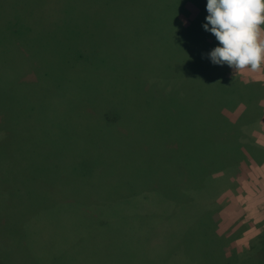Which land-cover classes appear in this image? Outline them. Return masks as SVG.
Instances as JSON below:
<instances>
[{
  "label": "trees",
  "instance_id": "trees-1",
  "mask_svg": "<svg viewBox=\"0 0 264 264\" xmlns=\"http://www.w3.org/2000/svg\"><path fill=\"white\" fill-rule=\"evenodd\" d=\"M39 1L18 0L16 4L10 6L8 20L16 18L22 20L25 17L40 20V15L43 16V14L37 12L36 4ZM187 1L196 5L201 14L189 19L188 25L183 27L185 31L181 33L179 28H175L174 22L179 14H187L183 8V3ZM206 4L207 0H65L58 12L62 19L68 18V20H118L122 24L123 20H138L137 24L147 23V28L151 31L148 41L151 47L149 52L153 55L148 56L147 61L144 62V67L139 71L140 78L138 77L137 83H144L145 87L152 83L156 86L152 85V90L159 92L157 97H167L165 103H168L166 111L169 121L166 122V134L160 133L162 136L159 134V137H154L155 140L151 137L144 138L145 142L147 140L155 142L153 156L163 154L166 160L153 166L143 163L147 168L148 176H154L155 185L151 181L149 187L136 182L135 187H127L126 193L119 195L121 196L119 198L104 201L98 199L99 206H105L107 209L115 206L117 209L118 206L117 217L121 212L127 214V208H135L139 222H136V230L131 237L122 234L123 236L119 238L115 233H111L113 235L109 237L114 243L117 239L123 242L120 246L122 251H124L123 248H130L134 250V253H140L143 257H140L142 261L138 264H171L172 262V264H199L194 255L200 257L210 253V251L209 253L200 252L205 250L200 247L202 245L199 239L200 234H204L207 240L205 244L212 245L215 242L209 241L208 236L219 238L213 218L222 204L217 200L223 192L222 189L225 187L227 190L236 192L239 187L238 180L244 176L248 167L259 164L264 159V148L255 144L253 135V132L258 130L259 117L264 115V83L244 80L227 64L212 63L208 53L218 46L219 42L210 31L203 27L208 15ZM148 20H155L156 26L153 27ZM122 24L118 25L117 30L110 28L109 32L117 33L124 30ZM109 39H113L112 36L108 37L105 44L107 49L113 43L109 42ZM7 40L11 47H16V42L18 44H21V41L27 42L25 45L30 46L34 52L28 58L22 55L24 60L21 58L18 60L15 57L24 63L22 68L30 67L28 73L33 70L30 59L38 60L40 67L45 65V57L29 39L22 40L13 35ZM65 41V44L71 48V52H60L59 57L69 56L68 62H62L60 58H57L59 64L56 68L49 65L56 78L61 79L60 85L65 84L64 74L69 79L67 82L70 83L74 80L75 73L78 77H81V74L89 77L90 63L96 61L94 54L98 53L95 51V45L90 46L88 50L87 43L76 42L68 37ZM119 41L130 44L129 39H119ZM119 41L116 40V42ZM125 58L119 56L120 60ZM185 60L187 64L184 63ZM77 65L86 68L87 73H77ZM110 69L118 71L120 68L112 66ZM18 70L22 74V70ZM39 72L40 79L47 82V79H44L47 74L44 71ZM14 83V81L8 84L0 82L7 88L4 95L7 99L8 94L11 109L12 105L22 103L17 99L18 91L15 92ZM45 85L50 88L52 86L50 83ZM55 86H59V83L55 82L52 86V93H48L42 87L40 91L43 94L36 91L35 95L48 97V99L56 96ZM160 88L167 89V93ZM0 103L3 104L2 100ZM26 107L29 108V106ZM32 108L34 107L31 106L30 110H33ZM51 115L53 116L54 112ZM116 115L113 122L116 121ZM21 117L20 113L19 118ZM51 118L48 119L50 124H52ZM15 123L13 130L17 132L5 142L8 143L7 151L0 153V160L4 164L10 160L8 165L0 164V171L4 174L3 178L0 177V211L3 216L0 224L5 223L4 229L9 228L10 237L17 240L20 235L13 232V229L22 226L18 224L20 218H28L34 213L37 214L42 208L50 209L62 203L59 190L63 184H60L57 190L48 193L50 187L44 185V182L54 184L58 180L59 183H64L62 174H66L64 173L66 169L60 170L59 163L51 161L54 171L49 176H42L25 165V158L17 154L25 151L24 146L28 152L30 151L29 153L35 152L36 146L27 145L26 138L19 136L25 130L21 124L25 123L17 119ZM44 132L49 135L46 128ZM84 134L86 138H89L88 132L84 131ZM64 138L70 140L72 136L68 134ZM74 139L77 141L78 138ZM162 140L167 145L163 153L158 151L162 145L159 141ZM74 149L78 153L82 151L77 144ZM49 153L51 160V157L56 154L52 151ZM30 155L33 157L34 153ZM150 156L152 157V154ZM20 168L22 171L19 182L15 181L16 185L8 183L7 179L11 173ZM72 169L76 171L78 167L73 165ZM73 179L76 180V177ZM68 188L69 186L66 185L63 189L64 191L66 189L68 193L66 197L70 196ZM98 197L102 196L98 195ZM94 202L93 197L86 196L80 197L79 200L80 205L90 206ZM113 204L115 206L110 207ZM11 210L12 216L9 217ZM12 217L16 220V222L13 220L14 225H12ZM98 220L99 223L92 224L93 227L89 231L81 234L79 243L76 244L82 257H90V261L86 264H105L103 240L107 241L110 238L101 227L106 218L102 220L98 218ZM172 221L177 223L171 228ZM97 234L99 235L96 236ZM126 238H133L135 241H129ZM91 239H93V246L89 251L87 248ZM220 242L222 245L213 244V246L224 247L223 244L226 241ZM217 249L213 251L217 252ZM117 251V255H120V249ZM185 251L193 260L182 256L177 257ZM129 254L127 259H132L134 254ZM60 256H63L62 252L52 254L51 264H84V261L81 262L82 257L78 260L76 256L74 261L62 263L59 262L63 258ZM213 259V262L218 264L219 257ZM227 260L228 258H224L223 263L220 264H226Z\"/></svg>",
  "mask_w": 264,
  "mask_h": 264
},
{
  "label": "rangeland",
  "instance_id": "rangeland-1",
  "mask_svg": "<svg viewBox=\"0 0 264 264\" xmlns=\"http://www.w3.org/2000/svg\"><path fill=\"white\" fill-rule=\"evenodd\" d=\"M17 1L0 0V82L8 84L14 81L15 92L18 91V97H16L22 101L21 104L12 105L11 109L8 94L7 99L4 95L7 88L0 84V100L3 102V104L0 103V153L7 151L8 143L5 142L14 133L16 134L17 131L13 130V127L16 126L17 119L25 123L21 124L25 130L19 136L26 138L27 145L36 146L35 152H32L33 157L26 146L23 153L17 154L25 158L24 164L33 168L36 174L49 176L54 171L51 161H56L59 163L60 170L66 169L64 172L66 174H62L64 183H59L58 180L54 184L44 182V185L50 187L48 193L57 190L60 184H63L59 190L62 203L50 209L42 208L37 214L34 213L28 218H20L18 224L22 226L13 229V232L20 235L17 240L10 237L9 228L4 229L5 223L0 224V264H37L38 260V264H51L52 254L61 252L63 256L60 257L63 258L59 262L70 263L76 256L78 260L82 257L76 244L79 243L81 234L89 231L93 227L92 224L99 223L98 218L100 220L106 218L101 227L104 228L108 237L113 235L111 233H115L119 238L123 236L122 234L131 237L136 230L135 225L139 222V217L135 213V208L129 207L127 214L121 212L117 217L118 206L116 209L113 204L110 207H115L107 209L105 206H99L98 199L104 201L119 198L121 197L119 195L126 193L127 187H135L136 182L149 187L151 181L155 185L154 176H148L147 168L143 163L153 166L166 160L163 154L153 156L155 142L152 140H155L154 137H159L162 132L166 134V122L169 121L166 111L168 103H165L167 97H157L159 92L152 90L154 85L152 83L146 87L143 86L144 83H137L138 77L140 78L138 74L144 67V62L147 61L148 56L153 55L149 52L151 47L148 36L151 31L147 28V23L137 24L138 20H123L122 24L118 20L62 19L58 12L65 0H40L36 4L38 14H43V16L40 15V20H32L29 17L22 20L20 18L8 20L10 6ZM183 4L187 14H179L174 22L175 28H179L181 33L185 31L183 27L188 25L189 19L201 14L199 8L191 2L187 1ZM148 22L153 27L156 26L155 20H148ZM119 24L124 26V30L117 33L109 32L110 28L117 30ZM13 35L18 39H29L35 47L39 48L45 57V65L40 67L38 60L30 59L33 70L28 73L29 66L22 68L24 63L18 61L19 58L24 60L22 55L28 58L34 52L30 46L25 45L27 42L24 41H21V44L16 42V47H11L7 38L11 39ZM109 36L113 38L109 39V42L113 43L107 49L105 44ZM67 37L76 42L87 43L88 50L90 46L95 45V51L98 53L94 54L96 61L90 63L89 77L83 74L78 77L75 73L74 80L70 83L67 82L69 79L64 74L65 84L60 85L61 79L56 78L49 65L56 68L59 64L57 58H60L62 62H68L69 56L59 57L60 52H71V48L65 44ZM119 39H129L130 44H124ZM119 56L126 58L120 60ZM184 63L187 64V60ZM112 66L120 69L112 71L110 69ZM18 69L22 70V74ZM231 70L234 71L232 68ZM39 71L47 74L44 77L47 82L40 79ZM76 71L87 73L86 68L79 65L76 66ZM237 75L244 80H249L243 74ZM55 82L59 83V86H55L56 96L48 99V97L35 95L36 91L41 92L42 87L48 93H52ZM47 83L52 85L51 88L45 85ZM160 89L167 93V89ZM31 106L34 107L33 110H30ZM20 113L21 118H19ZM114 115H116V121L113 122ZM49 118L52 124L48 123ZM45 128L49 135L44 132ZM84 131L89 133V138L85 137ZM68 134L72 138L65 140L64 137ZM145 137L153 139L145 142ZM74 138H78L77 141ZM159 142H162V145L158 151L163 153L167 145L163 140ZM76 144L79 150H82L80 153L73 150ZM45 147L47 149H43ZM49 151L56 154L51 157V160ZM27 156H29L28 159ZM0 164L8 165L10 160L6 164L0 160ZM73 165L78 167L76 171L72 169ZM21 171L20 168L12 172L7 182L16 185L15 181L19 182ZM0 177H4L2 171H0ZM75 177L76 180L73 179ZM66 185L69 186V197H66L67 188L63 190ZM224 189L225 187L217 198L222 204L227 202L230 196L228 190ZM85 196L93 197L95 202L90 206L80 205L83 203H79L80 197ZM113 210H115L113 213H109ZM11 216L12 210L9 217ZM0 220H3L1 211ZM13 220L16 222L12 217V225L15 224ZM176 223L172 221L171 228L176 226ZM260 223H255L252 231L238 240L241 247L237 248L228 247L229 237L225 235V230L217 232L219 238L208 236L209 241H215L212 245L205 244L207 240L201 233L200 247L206 251L200 252L209 253L210 251V253L200 257L195 254L194 258L199 264L215 263L213 258L217 256L218 264L223 263L224 258H228L226 264H264V221ZM109 238L107 241L103 240L102 246L105 251L103 255H106L103 257L106 258L105 264L134 262L138 264L142 261L140 257L143 256L140 253H134V250L130 248H123L124 251H122L120 246L123 242L117 239L114 243L113 239ZM126 240L135 241L133 238H126ZM220 241H226L223 244L224 247L213 246V244L222 245ZM89 242L91 244L89 243L87 249L90 251L93 239ZM5 247H7L6 252ZM215 248L220 250L217 249L215 252L213 251ZM117 249H120V255H117ZM129 253L134 254L132 259H127ZM185 253L182 252L177 257L182 256L193 260L186 251ZM89 258L82 257L81 262L84 261L83 263L86 264L90 261Z\"/></svg>",
  "mask_w": 264,
  "mask_h": 264
},
{
  "label": "clouds",
  "instance_id": "clouds-1",
  "mask_svg": "<svg viewBox=\"0 0 264 264\" xmlns=\"http://www.w3.org/2000/svg\"><path fill=\"white\" fill-rule=\"evenodd\" d=\"M204 29L219 42L208 55L234 73H264V0H207Z\"/></svg>",
  "mask_w": 264,
  "mask_h": 264
},
{
  "label": "crops",
  "instance_id": "crops-1",
  "mask_svg": "<svg viewBox=\"0 0 264 264\" xmlns=\"http://www.w3.org/2000/svg\"><path fill=\"white\" fill-rule=\"evenodd\" d=\"M238 73L251 81L264 83V73H251L249 70L236 74ZM253 135L255 144L264 148V115L259 117L258 130ZM238 183V190H228V201L221 204L213 218L216 230L226 231L225 235L229 237L228 247L232 248L241 247L238 240L252 231L255 223L264 221V159L259 164L250 165Z\"/></svg>",
  "mask_w": 264,
  "mask_h": 264
}]
</instances>
